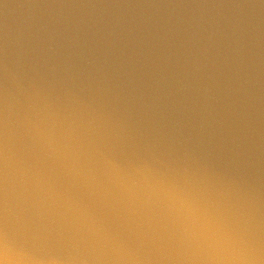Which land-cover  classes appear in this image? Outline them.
Segmentation results:
<instances>
[{"label": "water", "instance_id": "obj_1", "mask_svg": "<svg viewBox=\"0 0 264 264\" xmlns=\"http://www.w3.org/2000/svg\"><path fill=\"white\" fill-rule=\"evenodd\" d=\"M0 264H264V0H0Z\"/></svg>", "mask_w": 264, "mask_h": 264}]
</instances>
